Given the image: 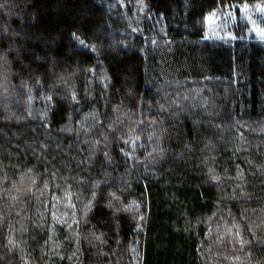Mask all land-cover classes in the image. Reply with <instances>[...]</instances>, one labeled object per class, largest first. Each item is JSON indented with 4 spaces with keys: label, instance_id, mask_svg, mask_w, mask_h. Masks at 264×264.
<instances>
[{
    "label": "trees",
    "instance_id": "1",
    "mask_svg": "<svg viewBox=\"0 0 264 264\" xmlns=\"http://www.w3.org/2000/svg\"><path fill=\"white\" fill-rule=\"evenodd\" d=\"M247 4L0 0V264H264Z\"/></svg>",
    "mask_w": 264,
    "mask_h": 264
},
{
    "label": "rangeland",
    "instance_id": "2",
    "mask_svg": "<svg viewBox=\"0 0 264 264\" xmlns=\"http://www.w3.org/2000/svg\"><path fill=\"white\" fill-rule=\"evenodd\" d=\"M211 19H208V35L209 36H232L230 32L231 27L235 25V21L238 20V16L234 11H227L225 14L215 13ZM240 16L242 21L249 24V30L251 33H255L259 38L261 33H264V5L258 6H244L241 10ZM209 17V16H208ZM230 34V35H229Z\"/></svg>",
    "mask_w": 264,
    "mask_h": 264
},
{
    "label": "snow or ice",
    "instance_id": "3",
    "mask_svg": "<svg viewBox=\"0 0 264 264\" xmlns=\"http://www.w3.org/2000/svg\"><path fill=\"white\" fill-rule=\"evenodd\" d=\"M216 14L215 13H212V14H210V16L209 17H206V19H211V17L212 16H215ZM230 35V34H229ZM261 37L262 38H264V33H261ZM232 38H235V37H232ZM81 43H83V42H81ZM49 99H51L50 97H49ZM93 195V197H95V192L92 194ZM112 205H111V203L109 204V207H111ZM141 219H143V217H141Z\"/></svg>",
    "mask_w": 264,
    "mask_h": 264
}]
</instances>
